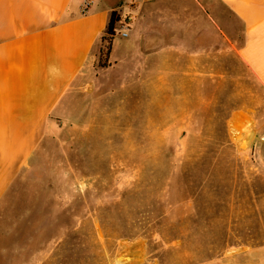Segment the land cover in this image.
<instances>
[{"label":"rangeland","instance_id":"obj_1","mask_svg":"<svg viewBox=\"0 0 264 264\" xmlns=\"http://www.w3.org/2000/svg\"><path fill=\"white\" fill-rule=\"evenodd\" d=\"M113 7L107 66L62 102L0 202V264H253L264 90L239 23L213 0ZM130 31L126 54L113 45Z\"/></svg>","mask_w":264,"mask_h":264},{"label":"crops","instance_id":"obj_2","mask_svg":"<svg viewBox=\"0 0 264 264\" xmlns=\"http://www.w3.org/2000/svg\"><path fill=\"white\" fill-rule=\"evenodd\" d=\"M114 1L0 0V202L38 142L54 131L52 115L94 73ZM213 1L239 23L237 55L264 90V0ZM130 32L127 42L113 45L126 54L134 44ZM263 135L253 149L262 166ZM247 255L264 264V245Z\"/></svg>","mask_w":264,"mask_h":264},{"label":"trees","instance_id":"obj_3","mask_svg":"<svg viewBox=\"0 0 264 264\" xmlns=\"http://www.w3.org/2000/svg\"><path fill=\"white\" fill-rule=\"evenodd\" d=\"M119 18L115 11L110 13L105 31L101 37V48L99 49V56L97 65L100 68H105L107 66V59L109 57L112 42L115 37L116 28L115 25L118 23Z\"/></svg>","mask_w":264,"mask_h":264},{"label":"water","instance_id":"obj_4","mask_svg":"<svg viewBox=\"0 0 264 264\" xmlns=\"http://www.w3.org/2000/svg\"><path fill=\"white\" fill-rule=\"evenodd\" d=\"M259 155H260V160L262 161V163H264V135L260 139Z\"/></svg>","mask_w":264,"mask_h":264},{"label":"built area","instance_id":"obj_5","mask_svg":"<svg viewBox=\"0 0 264 264\" xmlns=\"http://www.w3.org/2000/svg\"><path fill=\"white\" fill-rule=\"evenodd\" d=\"M88 1H89V0H85L86 5L88 4ZM85 9H86V8H84V11H83V12H85ZM116 32H117V31H116ZM120 37H122V38L127 37V33H126V32H120Z\"/></svg>","mask_w":264,"mask_h":264}]
</instances>
